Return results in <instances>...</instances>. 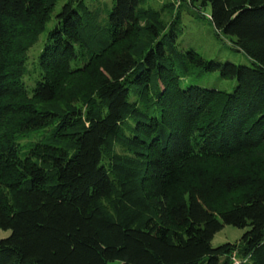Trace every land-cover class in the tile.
<instances>
[{"label": "trees", "instance_id": "16d2710c", "mask_svg": "<svg viewBox=\"0 0 264 264\" xmlns=\"http://www.w3.org/2000/svg\"><path fill=\"white\" fill-rule=\"evenodd\" d=\"M56 1L0 0V264H264V0H182L252 65L181 52L141 0H67L31 93ZM224 225L247 229L214 246Z\"/></svg>", "mask_w": 264, "mask_h": 264}, {"label": "rangeland", "instance_id": "374dc122", "mask_svg": "<svg viewBox=\"0 0 264 264\" xmlns=\"http://www.w3.org/2000/svg\"><path fill=\"white\" fill-rule=\"evenodd\" d=\"M66 1H56L50 19L46 23V28L40 34L39 40L28 52L26 73L23 76V80L31 93L35 81L40 74L38 57L48 40L49 31L57 25V15ZM179 1L182 2V0H141L140 7L145 10L152 9L159 11L168 30L171 28V23L176 14H179L174 29L177 33V46L181 52L195 50L206 60L219 62L231 61L236 64L252 65V59L244 51L237 49L232 43V36L215 28L210 19V6L198 10L188 6L185 2H182V5L179 6ZM173 2L175 6L172 8L169 7L168 5ZM85 3L91 10L99 9L102 18H105L112 9L114 0H85ZM106 22L107 20H105ZM181 74L180 84L182 87L196 84L206 88L231 92L236 84L235 79L224 78L220 75L219 71H206L193 67L189 72ZM34 140H36V136L31 134L30 136L23 137L20 142L26 144ZM246 229L232 225H224L215 234L212 244L218 246L227 242H235L242 237ZM9 233L10 230L0 229V238L9 235ZM239 261L238 259L236 260V262Z\"/></svg>", "mask_w": 264, "mask_h": 264}]
</instances>
